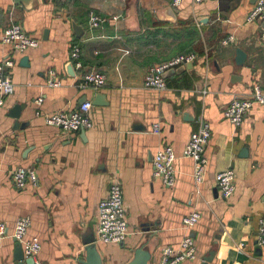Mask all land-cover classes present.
<instances>
[{
  "label": "crops",
  "instance_id": "1",
  "mask_svg": "<svg viewBox=\"0 0 264 264\" xmlns=\"http://www.w3.org/2000/svg\"><path fill=\"white\" fill-rule=\"evenodd\" d=\"M256 2L182 0L173 7L172 0H62L57 7L53 0H0V34L17 24L40 43L20 52L0 42V63H15L13 93L0 109V221L9 234L0 240V264H14V225L25 216L32 222L27 237L42 245L40 264H83L84 240L94 231L97 242L99 204L116 179L130 235L124 245L97 242L105 264H125L147 233H153L151 264H160L163 250H177L186 236L197 259L180 264H201L210 254V264H264L257 239L264 219V106L254 105L240 127L224 116L234 99L251 96L254 85L264 91V23L246 21ZM91 12L120 20L91 30ZM73 22L83 28L82 38ZM230 35L236 42L223 45ZM75 45L82 70L71 58ZM190 48L197 60L170 73L166 90L144 86L152 65ZM238 48L247 54L243 66L236 65ZM51 70L60 87L47 84ZM91 71L106 75L104 87H81ZM98 94L106 105H94L92 128L67 134L46 124V115L71 112ZM205 124L211 129L207 172L197 184L195 162L183 152ZM168 146L177 156L173 187L154 176V156ZM19 167L34 171L37 183L17 188L13 172ZM228 169L235 191L225 199L217 175ZM193 212L201 218L187 229L183 219Z\"/></svg>",
  "mask_w": 264,
  "mask_h": 264
},
{
  "label": "built area",
  "instance_id": "2",
  "mask_svg": "<svg viewBox=\"0 0 264 264\" xmlns=\"http://www.w3.org/2000/svg\"><path fill=\"white\" fill-rule=\"evenodd\" d=\"M127 1V0H124ZM203 2L205 0H195ZM173 7H178L182 0H172ZM120 16L105 17L95 12L89 15L88 26L91 30L104 29L110 21L118 22ZM246 21L253 23L259 21L264 23V0H257L255 7L248 14ZM264 42V32L262 33ZM0 42L11 46L14 50L25 52L30 48H37L39 41L31 37L21 25H13L5 28L0 34ZM236 42L233 35L227 36L222 40L223 45H229ZM71 58L75 63L77 70L83 69L81 62V49L75 45L71 52ZM198 58L196 52L181 53L173 58L152 65L147 71L144 78V86L147 89L164 91L167 89L165 73L180 67H186L193 64ZM11 59L4 60L0 63V109L5 106L6 99L13 93V79L10 69L14 66ZM82 88H92L99 90L104 87L107 77L99 71H91L85 73L82 77ZM47 84L50 87H60L61 81L57 72L51 70L47 78ZM44 99L38 98L36 105L40 107ZM264 106V91L259 84L254 85L251 96L249 98H236L224 110V116L236 127H240L248 112L254 105ZM94 105L91 101L82 103L77 109L67 112H57L45 116V122L49 126L60 128L67 134L76 133L90 129L94 126L91 112ZM41 114L40 111L37 112ZM158 131V126L155 127ZM211 139V129L208 124L198 131L194 132L185 149L184 156L192 158L195 162L194 179L197 184H202L207 172L208 159L206 157V148ZM177 156L173 148L165 147L158 151L154 156V176L161 178L168 187L176 184L175 162ZM234 171L228 169L217 175V187L223 198H230L235 191ZM13 181L17 188L23 189L29 183L36 184L38 177L32 170L19 167L13 172ZM201 218L199 212H193L183 219V224L187 229L194 227ZM98 224H97V242L109 245H118L123 243L130 235V227L128 223L127 208L124 201V191L120 180L112 182L108 195L103 199L98 208ZM31 218L25 216L19 218L15 225L12 237L21 244L25 258H32L35 264H40L37 260L42 250V245L36 240L29 239L28 232L31 227ZM9 236L8 227L5 222L0 221V240H4ZM258 244L264 247V219L260 220L258 229ZM197 259L194 241L190 236H186L181 243L180 248L175 250L166 247L163 250L160 264H180L184 261H194Z\"/></svg>",
  "mask_w": 264,
  "mask_h": 264
},
{
  "label": "water",
  "instance_id": "3",
  "mask_svg": "<svg viewBox=\"0 0 264 264\" xmlns=\"http://www.w3.org/2000/svg\"><path fill=\"white\" fill-rule=\"evenodd\" d=\"M15 4L22 5L23 0H14ZM170 12L172 16L175 18V13L173 8L171 7ZM202 23H205L204 20H201ZM73 29L74 33L77 37L82 38L84 35V30L81 26L77 25L73 22ZM264 32V24L263 30ZM247 54L243 52L240 48L236 50V65L243 66L246 62ZM185 69L186 67H181ZM190 68V67H187ZM68 73L70 75L75 74V70L73 67L72 62H70L69 66L67 67ZM177 70H170L165 73V78L170 74L174 73ZM95 106H105L104 98L101 94H98L93 102ZM19 119V116H16ZM17 126V125H16ZM138 127V126H137ZM140 129V128H137ZM89 235L84 240V259L82 260L83 264H105L103 253L99 247V244L96 242L95 233L90 232ZM153 233H147L142 241L136 246V248L132 252L131 258L125 264H151L153 258V243H152ZM16 250L14 252V264H35L34 259L32 258H25L22 246L20 243L17 242ZM124 245V242L121 243ZM214 254H210L207 257H204L201 264H210L213 262Z\"/></svg>",
  "mask_w": 264,
  "mask_h": 264
},
{
  "label": "trees",
  "instance_id": "4",
  "mask_svg": "<svg viewBox=\"0 0 264 264\" xmlns=\"http://www.w3.org/2000/svg\"><path fill=\"white\" fill-rule=\"evenodd\" d=\"M53 1L55 3V6H57V7L62 6V0H53ZM187 50H189V51H187ZM187 50L185 52H183V53L195 52V49H193V48H190V49H187Z\"/></svg>",
  "mask_w": 264,
  "mask_h": 264
}]
</instances>
